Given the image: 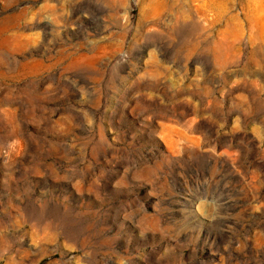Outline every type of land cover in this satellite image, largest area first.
Segmentation results:
<instances>
[{
  "label": "rangeland",
  "instance_id": "obj_1",
  "mask_svg": "<svg viewBox=\"0 0 264 264\" xmlns=\"http://www.w3.org/2000/svg\"><path fill=\"white\" fill-rule=\"evenodd\" d=\"M0 264H264V0H0Z\"/></svg>",
  "mask_w": 264,
  "mask_h": 264
}]
</instances>
